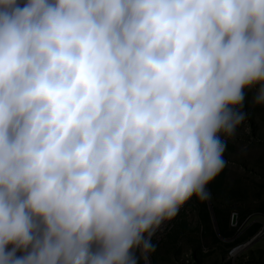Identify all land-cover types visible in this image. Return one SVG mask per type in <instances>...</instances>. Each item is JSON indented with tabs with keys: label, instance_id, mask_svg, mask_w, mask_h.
<instances>
[{
	"label": "clouds",
	"instance_id": "1",
	"mask_svg": "<svg viewBox=\"0 0 264 264\" xmlns=\"http://www.w3.org/2000/svg\"><path fill=\"white\" fill-rule=\"evenodd\" d=\"M247 91L264 0H0V264H147Z\"/></svg>",
	"mask_w": 264,
	"mask_h": 264
},
{
	"label": "rangeland",
	"instance_id": "2",
	"mask_svg": "<svg viewBox=\"0 0 264 264\" xmlns=\"http://www.w3.org/2000/svg\"><path fill=\"white\" fill-rule=\"evenodd\" d=\"M254 96L246 92L241 111L247 118L227 139L225 166L207 186V199L192 198L157 230L147 264H197V252L213 256L211 264H264V107Z\"/></svg>",
	"mask_w": 264,
	"mask_h": 264
},
{
	"label": "crops",
	"instance_id": "3",
	"mask_svg": "<svg viewBox=\"0 0 264 264\" xmlns=\"http://www.w3.org/2000/svg\"><path fill=\"white\" fill-rule=\"evenodd\" d=\"M187 206H188V205H187ZM193 206L195 207L196 205L194 204ZM181 211H183V209L180 210V212H181ZM201 231H202V230H201ZM180 235H181V233H180ZM182 236H185V233H183ZM204 253H205V252H204ZM217 255H218V254L215 253L214 256L217 257ZM213 259H214L213 256H212V257H204L203 255L199 254V252H197V253L193 256V260H196L198 264H211V263H214V262H212ZM158 264H164V262H163L162 260H160ZM176 264H178V263H176Z\"/></svg>",
	"mask_w": 264,
	"mask_h": 264
},
{
	"label": "water",
	"instance_id": "4",
	"mask_svg": "<svg viewBox=\"0 0 264 264\" xmlns=\"http://www.w3.org/2000/svg\"><path fill=\"white\" fill-rule=\"evenodd\" d=\"M237 219V216L236 215H233V222H235V220ZM258 242V238H255L254 240H252L248 245H247V247L249 246H252V245H254L255 243H257Z\"/></svg>",
	"mask_w": 264,
	"mask_h": 264
},
{
	"label": "built area",
	"instance_id": "5",
	"mask_svg": "<svg viewBox=\"0 0 264 264\" xmlns=\"http://www.w3.org/2000/svg\"><path fill=\"white\" fill-rule=\"evenodd\" d=\"M26 2H27V0H21V4L26 3ZM189 262H190V261L187 260V264H188ZM192 263H195V262L192 261ZM197 264H198V263H197Z\"/></svg>",
	"mask_w": 264,
	"mask_h": 264
},
{
	"label": "trees",
	"instance_id": "6",
	"mask_svg": "<svg viewBox=\"0 0 264 264\" xmlns=\"http://www.w3.org/2000/svg\"><path fill=\"white\" fill-rule=\"evenodd\" d=\"M218 224H219V226H220V222L218 221Z\"/></svg>",
	"mask_w": 264,
	"mask_h": 264
},
{
	"label": "bare ground",
	"instance_id": "7",
	"mask_svg": "<svg viewBox=\"0 0 264 264\" xmlns=\"http://www.w3.org/2000/svg\"><path fill=\"white\" fill-rule=\"evenodd\" d=\"M238 250H240V249H238ZM238 250H237V251H238ZM241 251H242V250H241Z\"/></svg>",
	"mask_w": 264,
	"mask_h": 264
}]
</instances>
